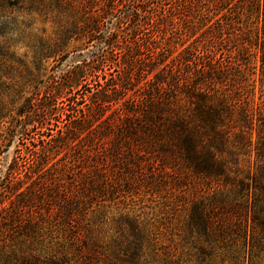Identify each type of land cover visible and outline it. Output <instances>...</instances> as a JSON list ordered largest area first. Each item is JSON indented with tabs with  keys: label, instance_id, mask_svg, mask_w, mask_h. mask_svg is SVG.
Returning <instances> with one entry per match:
<instances>
[{
	"label": "trees",
	"instance_id": "1",
	"mask_svg": "<svg viewBox=\"0 0 264 264\" xmlns=\"http://www.w3.org/2000/svg\"><path fill=\"white\" fill-rule=\"evenodd\" d=\"M30 1L93 50L0 94V264H264V0Z\"/></svg>",
	"mask_w": 264,
	"mask_h": 264
},
{
	"label": "rangeland",
	"instance_id": "2",
	"mask_svg": "<svg viewBox=\"0 0 264 264\" xmlns=\"http://www.w3.org/2000/svg\"><path fill=\"white\" fill-rule=\"evenodd\" d=\"M170 4V1L164 2L166 7H169ZM31 5L33 3L30 0H0V94H4L8 100L15 97L25 84L30 85L29 81L39 78H42L43 82L40 86L41 90L50 91L55 87L58 88L65 73L77 65H81L93 50L85 49L83 44H76L69 50L71 54L66 60L58 56L48 60L42 66L36 60V49L32 45H36L37 40L50 34L53 31V26L45 17L47 12L43 8L36 11V9L30 8ZM27 13H33L32 21L22 25L19 22L28 17ZM20 30H24L25 34L20 35ZM75 48L79 51L72 53ZM257 87L259 89V83ZM21 105L22 103L14 107L17 109ZM36 133L38 132L31 135ZM18 142L16 139L9 151L0 156V181L6 176L9 166L17 156ZM140 204L147 207L151 206L152 202L148 197H144ZM175 240L179 241L180 238L175 236ZM181 250L185 253L186 258H189L194 254L193 241L189 239L182 242Z\"/></svg>",
	"mask_w": 264,
	"mask_h": 264
}]
</instances>
